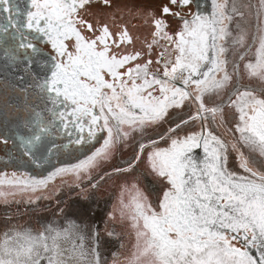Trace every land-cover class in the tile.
Instances as JSON below:
<instances>
[{
    "label": "snow or ice",
    "instance_id": "1",
    "mask_svg": "<svg viewBox=\"0 0 264 264\" xmlns=\"http://www.w3.org/2000/svg\"><path fill=\"white\" fill-rule=\"evenodd\" d=\"M244 7L0 0L4 59L36 110L5 156L45 173L0 174V201L56 197L51 225L4 233L0 264H109L101 247L125 238L111 264H264V0Z\"/></svg>",
    "mask_w": 264,
    "mask_h": 264
},
{
    "label": "rangeland",
    "instance_id": "2",
    "mask_svg": "<svg viewBox=\"0 0 264 264\" xmlns=\"http://www.w3.org/2000/svg\"><path fill=\"white\" fill-rule=\"evenodd\" d=\"M218 2H224V0H218ZM229 4V8L231 7L232 0H227ZM249 2V0H236L237 5L240 10L245 12L247 15V9L244 7ZM253 3L256 0H252ZM203 8L207 10V12H211V0H200ZM22 7L26 5L22 4ZM239 18V17H237ZM144 29H141V33L143 34ZM4 37H0V137L8 136L10 137L7 145L0 142V174L5 172L9 173V176L12 171L17 172H26L31 175H44L43 169L33 170L28 165H13L9 161L11 157L5 156V149H12L13 143L12 139H16L17 142L21 138L27 139L31 128L35 127V114L36 110L31 107L32 104L35 103V100L31 98L28 92L22 91V87L18 82V78L14 75V69H10L7 67L6 61L4 59V48L6 45L3 43ZM14 42L9 41V45ZM143 43V38L137 41L136 47H141ZM40 59H46V57L41 56ZM34 71L37 73L40 72L39 67H35ZM7 105V106H6ZM31 121V124H29ZM52 135L55 137V132H52ZM57 143H63L65 155L62 157V160L67 162L70 159H74V157L68 155L70 150L73 147H76L71 143L69 137H64L61 140L59 137H55ZM74 139V137L72 138ZM23 145H20V149L23 150ZM199 151V150H198ZM52 163L56 164L57 161L55 158L52 159ZM61 178H57L52 184L49 185L48 189L42 190L45 194L52 191V189L60 183ZM67 179V177H65ZM7 191V187L4 189ZM27 193L25 195H38ZM56 197H53L51 200H41L39 202L40 207L36 211H32V208L27 204L20 203L17 204L9 198V203L5 204L0 201V241L4 236V233L8 231L12 225H20L25 228H30L35 232L37 229H40L41 225H51L56 218L53 215L55 210V200ZM16 199H21L20 196H17ZM112 197L109 192L103 194L101 207L104 208L106 205L104 201L111 200ZM51 209V210H49ZM11 218V219H9ZM63 223V221H56V224ZM63 243V241H61ZM123 247L120 246V243L114 242L112 246L109 247H101V258L107 259L109 264H111L112 254L116 253L121 260L127 258L129 254V241L125 238L123 241Z\"/></svg>",
    "mask_w": 264,
    "mask_h": 264
}]
</instances>
